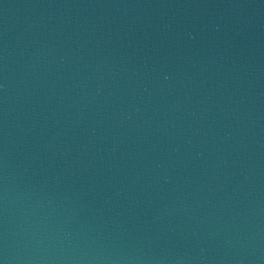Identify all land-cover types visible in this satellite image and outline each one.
I'll return each mask as SVG.
<instances>
[{
    "label": "water",
    "instance_id": "obj_1",
    "mask_svg": "<svg viewBox=\"0 0 264 264\" xmlns=\"http://www.w3.org/2000/svg\"><path fill=\"white\" fill-rule=\"evenodd\" d=\"M0 264H264V0H0Z\"/></svg>",
    "mask_w": 264,
    "mask_h": 264
}]
</instances>
